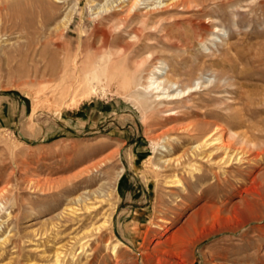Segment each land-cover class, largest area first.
<instances>
[{"label": "rangeland", "instance_id": "obj_1", "mask_svg": "<svg viewBox=\"0 0 264 264\" xmlns=\"http://www.w3.org/2000/svg\"><path fill=\"white\" fill-rule=\"evenodd\" d=\"M91 1L0 0V237H7L1 246L5 251L0 249V264L10 260L24 264L30 258L42 264L41 249L70 244L72 237L99 225L102 219L89 213L77 219L61 214L76 196L96 188L116 210L107 228L98 234L89 232L88 247H101L100 253L88 258L79 255L81 262L91 258V264L98 260L101 264H180L167 251L186 247L190 262L186 254L181 257L184 264H264V237L256 230L264 229V218L252 220L239 204L243 177L233 174L222 186L204 192L197 187L190 194L194 200L176 202L177 188L166 187L162 179L177 171L172 167L154 171L153 164L159 159H175L197 142V135H187L181 127L201 115L181 120L177 116L152 118L123 97L113 83L99 85L96 94L78 95L70 107L59 89H53L48 80L59 68L63 45L71 54L84 53L93 39L98 22L95 7L105 0ZM156 1L141 2L140 7ZM207 4L217 12L213 16L222 19L224 30L212 41L203 35L206 40L193 46V55H203L206 62L212 59L207 58L210 52L225 57L228 68L224 70L233 85L223 92L225 97H234L231 91L240 85L242 89L264 85V0H240L232 8L234 17H230L231 9L220 11L214 3ZM68 13L71 21L65 28ZM169 14L172 21L164 26L174 35L189 34L194 12L176 9ZM35 71L38 76L32 77ZM199 73L195 70L194 75ZM209 75L205 73L204 79ZM240 107L235 104L236 109ZM243 169L249 171L245 164ZM260 181L264 184V178ZM263 186L260 190L264 191ZM159 218L172 223H161L167 228L165 233L155 226ZM52 225L57 236L48 241ZM116 243L120 247L117 261L107 251ZM223 248L242 252L238 254L242 260L233 256L204 261L203 253L216 256ZM142 252L151 253L149 262L142 261Z\"/></svg>", "mask_w": 264, "mask_h": 264}, {"label": "bare ground", "instance_id": "obj_2", "mask_svg": "<svg viewBox=\"0 0 264 264\" xmlns=\"http://www.w3.org/2000/svg\"><path fill=\"white\" fill-rule=\"evenodd\" d=\"M146 1L105 0L103 3H99L94 11L98 22L95 27L93 26V39L89 43L88 49L84 53L71 54L63 45L59 68L51 73L48 81H52L54 90L59 89L62 99L70 101L67 104L69 107L78 95L93 94L99 85L107 83L110 86L113 83L123 97L133 100L152 118L166 117L168 120L170 117L177 116L175 119L181 120L188 116L201 115V118L181 127L188 133L187 135H197V142H193L175 159L158 158L159 161L153 164L155 173L159 172L158 169L163 170L168 167H172L177 173H180H178L179 175L177 173L174 176L170 175L171 177L168 175L162 179L166 187L177 188L176 202L184 199L191 200L190 194L197 187H203L201 190L204 192L223 182L226 183L233 174L236 175L235 177L241 176L243 177L242 180L240 179L241 184L244 187L239 185L241 189L239 190L240 203H237L242 204L248 210L252 220H262L264 212L261 211V208L264 207V194H261L260 191H264L260 188L264 184L261 185L260 179L264 178V117H262L264 114V85H252L242 89V85L239 84V88L231 91L235 92L234 97H225L223 92L227 93V87L232 84L228 71L224 70L228 64L225 57L221 54V56H215L214 52H210L207 58L212 59L206 62L202 60L206 57L202 58L203 55L194 56V53L191 52L196 43L203 44V41L205 42L204 36L208 38V41H212V39L219 38V34H222L224 30L222 19L213 16V13L217 12L210 6L208 10L207 3H214L213 5H216L218 10L231 9L230 17H234L235 10L232 11V8L239 5L240 0H166L165 2L159 0L140 7L141 2L146 4ZM90 2L93 3L91 0ZM176 9L194 12V19L190 20L189 34L174 35L171 28L164 26L163 23L172 21V14L168 15V13ZM71 16L70 13L65 15L63 23L65 26L63 27L66 28L69 24ZM65 28L62 29L65 30ZM60 36L64 38V33H60ZM220 41L223 43L222 39ZM169 47L176 49L180 54L170 52ZM157 52L165 53L167 56L165 58L157 57L155 55ZM223 54L225 53L223 52ZM195 70L200 71L199 76L194 75ZM205 73H210L206 79H204ZM30 75L38 76L36 71ZM183 75H188V77L184 78ZM236 103L241 104L239 109L235 108ZM218 112H220L219 115ZM244 164L249 168V171L243 169ZM230 167L235 168L231 169L232 171L229 169L231 172H228L227 169ZM88 170V168L85 169V173ZM231 186L229 190L233 189ZM197 192L199 193V191ZM248 195L251 197L247 198ZM179 196L181 198H178ZM197 198L198 196H196ZM105 200V193L100 188H96L76 196L70 204L62 209L61 214L74 216L75 219L78 218V215L89 213L92 218H101L102 222L92 230L72 237L70 244L68 241L67 245L41 249L39 254L44 257L42 264H91V258H85L86 261L81 262L79 255L88 258L100 253L101 247H88L91 240L89 232L95 231V234H98L110 225L116 209L113 203L111 204L109 201L105 203ZM103 202L107 204L106 208H104ZM170 202L172 203L171 200ZM101 209L102 211H100ZM167 209L170 210V208ZM84 217H81L80 220ZM161 223L170 224L171 222L159 218L158 223H155L159 230L167 232L166 226ZM236 226L238 228V225ZM256 228L260 231L259 235L264 237V229ZM48 230H50L48 241H53L57 236L56 226L52 225ZM164 233L160 235L162 236ZM6 242V236L0 237L2 252L5 251V247L1 246H4ZM117 246L116 243L107 248L109 254H112L116 261L120 252V247ZM47 249L50 251L49 253H46ZM34 250H38V247H35ZM243 250L244 248H242ZM167 253L178 260V263L184 264L185 260L183 261L181 257L188 252L186 247H174V251L172 249ZM238 254L242 255V252L235 253L223 248V251L217 253L216 256L204 253L202 255L205 262L215 258L227 259L233 256L236 261L242 260ZM140 256L142 261L149 262L151 259V253L148 252H142ZM188 256L187 254L185 257L188 258ZM30 259L24 264H38ZM189 259L186 260L189 261ZM157 260H159L158 257ZM8 264H15V261L10 260ZM96 264H101V261L98 260Z\"/></svg>", "mask_w": 264, "mask_h": 264}]
</instances>
